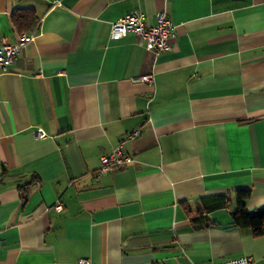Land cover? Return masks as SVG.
Listing matches in <instances>:
<instances>
[{
    "label": "crops",
    "instance_id": "1",
    "mask_svg": "<svg viewBox=\"0 0 264 264\" xmlns=\"http://www.w3.org/2000/svg\"><path fill=\"white\" fill-rule=\"evenodd\" d=\"M20 8L37 23L0 73V264L262 261L231 210L237 188L264 205V0H0V42ZM132 10H163L171 49L111 39ZM118 145L133 161L97 174Z\"/></svg>",
    "mask_w": 264,
    "mask_h": 264
},
{
    "label": "built area",
    "instance_id": "2",
    "mask_svg": "<svg viewBox=\"0 0 264 264\" xmlns=\"http://www.w3.org/2000/svg\"><path fill=\"white\" fill-rule=\"evenodd\" d=\"M129 31L135 33L140 45L147 50L153 51L155 54L171 49V43L174 37L173 25L168 21L163 10L156 13V23L150 25L144 22V15L136 10H132L110 23V37L113 40L120 39ZM34 35L35 29L30 32L19 33L14 43L0 42V73L8 72L10 65L13 63L20 49L27 42L32 41ZM135 80L152 83L153 75H141ZM138 132V130L132 131L127 135V138L135 137L138 135ZM37 133L42 135L41 129L38 128ZM132 161L133 158L125 153L121 146L118 145L110 153L100 156V167L96 173H105L110 169L121 167ZM53 208L60 211L63 205L60 201H56L53 204ZM80 261L86 262L85 259H80ZM192 264H264V258H262V261H259L250 255H241Z\"/></svg>",
    "mask_w": 264,
    "mask_h": 264
},
{
    "label": "trees",
    "instance_id": "3",
    "mask_svg": "<svg viewBox=\"0 0 264 264\" xmlns=\"http://www.w3.org/2000/svg\"><path fill=\"white\" fill-rule=\"evenodd\" d=\"M11 21L19 33L28 32L37 23V15L32 9L20 8L13 11ZM6 172V169H2ZM250 190L247 188L235 189V206L231 210L232 226L245 227L251 230L253 236L264 235V205L247 209V200L250 197ZM211 204L206 206L207 210L225 207L229 202L224 194H218L211 197ZM190 213L191 210H188ZM202 223L207 225L210 221L206 217H201Z\"/></svg>",
    "mask_w": 264,
    "mask_h": 264
}]
</instances>
